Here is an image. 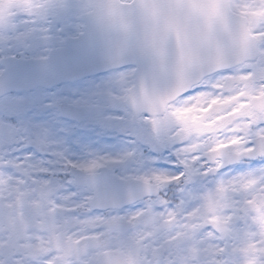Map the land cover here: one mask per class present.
Returning a JSON list of instances; mask_svg holds the SVG:
<instances>
[{
  "label": "snow or ice",
  "instance_id": "1",
  "mask_svg": "<svg viewBox=\"0 0 264 264\" xmlns=\"http://www.w3.org/2000/svg\"><path fill=\"white\" fill-rule=\"evenodd\" d=\"M54 10L77 15L78 38L102 41L108 62L136 65L118 75L119 99L149 114L157 147L179 145L185 171L125 178L142 185L147 205L130 217L112 215L118 205L97 192L75 200L27 165L0 171V264H264V0H0V27ZM252 161L262 163L232 174ZM117 162L67 164L95 178ZM198 181L208 183L203 194L191 187ZM172 183L178 203L162 195Z\"/></svg>",
  "mask_w": 264,
  "mask_h": 264
},
{
  "label": "rangeland",
  "instance_id": "2",
  "mask_svg": "<svg viewBox=\"0 0 264 264\" xmlns=\"http://www.w3.org/2000/svg\"><path fill=\"white\" fill-rule=\"evenodd\" d=\"M51 2L58 6L64 4L75 6L82 3V0H51ZM76 17L78 16L75 14L62 15L58 10H54L50 11L46 18H35L38 25L34 27L30 26L28 21L20 19L19 16L18 19L15 17L11 26L0 27V43H6L9 46V48H2L1 52L5 54L18 53L23 56L27 53H30L31 56L33 54L38 57L42 56L47 48L62 45L66 39L65 36L75 32L80 24ZM16 19L17 22L14 24ZM24 24L27 27L23 28ZM35 28H40L37 34L33 31ZM48 28H50L49 31H47ZM118 75L103 77L104 79L94 80L93 83L64 87L61 92L54 94L37 92L31 95H14L0 100V134L2 136L0 171L14 175L18 173L21 165H27V170L41 173V179L65 186L68 192L74 193L69 191L67 183L69 181L66 177L64 181L58 176L60 181L58 182L48 179L42 174L49 173L54 175L51 177L56 178L55 174L57 173L68 176V171L66 172L64 169L61 172L54 170L57 166L64 167L65 159H72L80 165L98 157L119 160L128 153H134L135 150H139L135 151V154L139 155L143 148L162 153L163 150L170 148L171 151L176 152V147L179 145L169 144L166 147H157L156 137L148 119L143 120L142 127L132 126V117L130 114L124 113L126 110L123 102L119 99L120 90L116 84ZM64 99L69 100L74 106L85 107L90 111V120L85 127L81 128V132L75 133V127L60 121L54 111L53 103ZM122 117V121L118 120ZM4 118L9 119V125L4 121ZM15 123L18 124V127ZM108 140H113V142L107 143ZM32 143L39 145L40 148L37 151L29 150L28 146ZM154 160L155 158L142 157L134 161V157H129L126 160H120L123 165H114L112 168L121 171L125 178L151 172L178 175L185 171L184 166L178 162L177 158L175 161L168 158L160 161L172 166L173 170L171 171L158 170ZM42 165L43 168H41ZM250 168L257 167H242L231 172L237 174L249 171ZM228 174L225 173V175ZM191 187L198 194H203L208 183L198 181ZM80 192L77 194L79 197L76 192L74 193L75 200H80L87 194ZM143 207L138 211L146 208ZM138 211L131 210L118 216L130 217Z\"/></svg>",
  "mask_w": 264,
  "mask_h": 264
},
{
  "label": "water",
  "instance_id": "3",
  "mask_svg": "<svg viewBox=\"0 0 264 264\" xmlns=\"http://www.w3.org/2000/svg\"><path fill=\"white\" fill-rule=\"evenodd\" d=\"M174 45L170 47L169 49V55L170 57H173V55L175 54L174 52ZM57 60V61H54ZM72 61L71 58H59V59H53V60H48V68L50 70V75L44 79L41 76V72L44 68V62H26V63H18L15 64V66L12 69V73L15 74V77L13 79H15V84H12V86H8V87H4L1 89V91H4L3 94L4 95H8L10 93H22V92H29L32 89H37V88H50V87H54V85H58L57 80L60 77L63 78L64 74L62 73V71H59L61 63H66ZM135 65V64H134ZM136 66V65H135ZM145 69L147 70L149 77L151 74V65L150 64H145L144 65ZM59 69V70H58ZM29 79V80H27ZM60 81H62L60 79ZM64 81H68V80H64ZM67 83V82H65ZM33 84L34 88H30L29 85ZM168 84V80L166 77L161 76L160 80H159V86L161 88L166 87ZM8 88V89H6ZM188 92L186 91L184 95H186ZM66 106V105H64ZM127 109H129L131 112V108L129 106H126ZM85 111L83 110H74V109H69V115L72 113V115H74L75 117L78 116V118H72L75 119L77 121H79V119H85L87 117V115L84 113ZM133 113V112H132ZM149 115L148 113H143V115ZM141 117V116H140ZM139 117H136L134 115V120L138 119ZM233 166V165H232ZM109 174H107L108 176ZM91 179L87 180V183H90ZM88 185H83L84 187H88L89 190L97 192L100 196V198L102 199L103 194L101 193L102 190L101 188H99L96 185H91V183ZM130 188H132L136 193H139L142 189V186L140 187L139 185H137L136 183H134ZM102 194V195H101ZM103 200V199H102ZM104 201V200H103ZM106 201H110V200H105ZM134 200L132 199H126L123 204L125 205H129L130 203H132ZM125 231H122V233L125 235L129 232V228H125Z\"/></svg>",
  "mask_w": 264,
  "mask_h": 264
}]
</instances>
